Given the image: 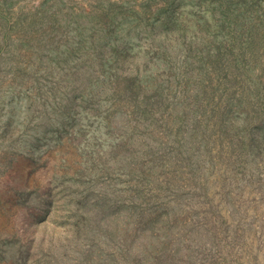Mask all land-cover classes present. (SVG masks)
Listing matches in <instances>:
<instances>
[{
    "label": "rangeland",
    "instance_id": "rangeland-1",
    "mask_svg": "<svg viewBox=\"0 0 264 264\" xmlns=\"http://www.w3.org/2000/svg\"><path fill=\"white\" fill-rule=\"evenodd\" d=\"M0 264H264V0H0Z\"/></svg>",
    "mask_w": 264,
    "mask_h": 264
},
{
    "label": "trees",
    "instance_id": "trees-1",
    "mask_svg": "<svg viewBox=\"0 0 264 264\" xmlns=\"http://www.w3.org/2000/svg\"><path fill=\"white\" fill-rule=\"evenodd\" d=\"M77 230H79L78 224L75 226Z\"/></svg>",
    "mask_w": 264,
    "mask_h": 264
}]
</instances>
